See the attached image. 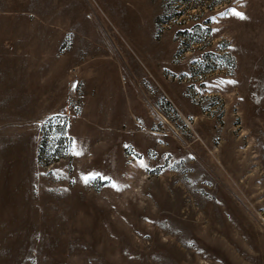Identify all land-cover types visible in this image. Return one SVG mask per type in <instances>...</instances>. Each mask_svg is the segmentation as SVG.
<instances>
[{
  "label": "rangeland",
  "instance_id": "obj_1",
  "mask_svg": "<svg viewBox=\"0 0 264 264\" xmlns=\"http://www.w3.org/2000/svg\"><path fill=\"white\" fill-rule=\"evenodd\" d=\"M0 264H264V0H0Z\"/></svg>",
  "mask_w": 264,
  "mask_h": 264
},
{
  "label": "snow or ice",
  "instance_id": "obj_2",
  "mask_svg": "<svg viewBox=\"0 0 264 264\" xmlns=\"http://www.w3.org/2000/svg\"><path fill=\"white\" fill-rule=\"evenodd\" d=\"M229 15L238 17L240 19H246V16L244 15V13L236 10L235 8H231V9L226 10L225 12L220 13V16H222V17H226ZM76 154L79 155L80 153L77 152ZM141 165L144 166L143 161H141ZM94 178H95V176H85L84 181H85V183H87L90 179H94ZM113 186H115V185H113Z\"/></svg>",
  "mask_w": 264,
  "mask_h": 264
}]
</instances>
